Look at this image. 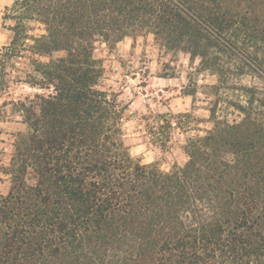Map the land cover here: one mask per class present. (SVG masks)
<instances>
[{
	"label": "trees",
	"instance_id": "16d2710c",
	"mask_svg": "<svg viewBox=\"0 0 264 264\" xmlns=\"http://www.w3.org/2000/svg\"><path fill=\"white\" fill-rule=\"evenodd\" d=\"M7 10L5 59L30 53L38 91L11 102L24 127L4 170L0 264H264V0H15ZM147 35L215 77L204 90L211 126L186 138L187 160L168 171L132 155L127 106L103 88L94 56L99 42Z\"/></svg>",
	"mask_w": 264,
	"mask_h": 264
},
{
	"label": "rangeland",
	"instance_id": "374dc122",
	"mask_svg": "<svg viewBox=\"0 0 264 264\" xmlns=\"http://www.w3.org/2000/svg\"><path fill=\"white\" fill-rule=\"evenodd\" d=\"M12 1L0 0V195L10 185L4 170L13 153L14 135L24 127L11 102L38 91L27 82V73L33 68L30 53L22 51L21 57L12 59L4 56L2 44H9L13 36L9 28L14 21L4 18L5 13L10 14L7 8L12 7ZM32 26V33H37L38 24ZM94 56L105 68L103 88L117 92L127 106L123 127L132 155L165 171L176 163L184 164L186 138L203 134L211 126L204 90L215 77L198 73L199 60L191 64L185 53L165 55L152 35L126 37L115 45L99 42ZM193 90L197 95L188 94Z\"/></svg>",
	"mask_w": 264,
	"mask_h": 264
},
{
	"label": "crops",
	"instance_id": "0c3cea01",
	"mask_svg": "<svg viewBox=\"0 0 264 264\" xmlns=\"http://www.w3.org/2000/svg\"><path fill=\"white\" fill-rule=\"evenodd\" d=\"M14 1H15V0H13L12 2H14ZM7 5L10 6V4H7ZM0 34H2L1 31H0ZM2 45L6 46V45H8V44H7V43H3ZM0 47H1V45H0Z\"/></svg>",
	"mask_w": 264,
	"mask_h": 264
}]
</instances>
